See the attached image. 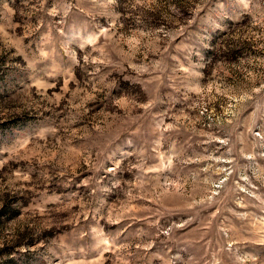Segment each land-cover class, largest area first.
Returning a JSON list of instances; mask_svg holds the SVG:
<instances>
[{
	"label": "rangeland",
	"instance_id": "obj_1",
	"mask_svg": "<svg viewBox=\"0 0 264 264\" xmlns=\"http://www.w3.org/2000/svg\"><path fill=\"white\" fill-rule=\"evenodd\" d=\"M0 264H264V0H0Z\"/></svg>",
	"mask_w": 264,
	"mask_h": 264
}]
</instances>
